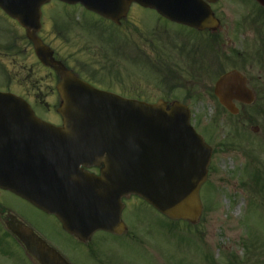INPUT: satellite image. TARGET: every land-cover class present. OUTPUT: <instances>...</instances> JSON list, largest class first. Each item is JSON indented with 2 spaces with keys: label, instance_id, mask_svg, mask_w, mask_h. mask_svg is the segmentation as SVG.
I'll use <instances>...</instances> for the list:
<instances>
[{
  "label": "water",
  "instance_id": "water-1",
  "mask_svg": "<svg viewBox=\"0 0 264 264\" xmlns=\"http://www.w3.org/2000/svg\"><path fill=\"white\" fill-rule=\"evenodd\" d=\"M50 1L0 0V7L26 28L42 64L59 72L58 112L64 118L63 126L44 122L24 98L0 92V188L55 213L69 232L82 238L99 229L122 231V199L131 194L166 216L197 221L202 211L199 192L213 149L192 127L189 107L174 102L168 109L164 100L149 104L126 99L66 70L37 36L42 5ZM59 1L82 4L116 23L138 2L201 30L218 24L204 0ZM245 81L240 72L231 71L216 83L215 94L232 113L238 112L234 99L247 104L255 100ZM58 158H67L71 165L64 167ZM101 164L99 176L82 169ZM13 233L40 262L51 264L50 249L35 233L20 224Z\"/></svg>",
  "mask_w": 264,
  "mask_h": 264
},
{
  "label": "rangeland",
  "instance_id": "rangeland-1",
  "mask_svg": "<svg viewBox=\"0 0 264 264\" xmlns=\"http://www.w3.org/2000/svg\"><path fill=\"white\" fill-rule=\"evenodd\" d=\"M42 12L40 33L55 49L56 57L69 59L72 69L78 61L92 69L96 81L78 71L83 80L97 89L129 99L153 103L161 98L168 101L176 98L188 104L194 119L199 118L198 122L203 119L199 128L215 149L208 184L200 190L205 207L198 225L189 230L182 221L175 224L136 195L124 200V222L130 228L149 223L154 242L165 256L172 253L177 264H210L207 252L214 254L215 264H264V190L259 191L257 187L264 183V178L260 179L254 169L258 167L264 175V91L260 90L254 105L246 107L239 116L226 115L216 130L210 129L214 107L207 97H201L204 102L199 106L197 99L191 103L186 99L183 86L177 83L170 92L173 78H177L178 83L191 78L189 73L181 71L191 63L190 55L184 57L180 50H195L199 41L204 40L196 31L169 22L157 11L138 3L131 6L130 16L119 28L80 4L51 0ZM217 17L222 21L223 36H244L256 59L264 60L263 25L251 24L240 29V11L236 6L219 12ZM225 22L230 27L229 33L223 28ZM124 30H133L135 34L137 62L133 65L129 34L122 33ZM115 44L120 45L121 53L117 52ZM167 66L176 73L172 74ZM56 85L52 71L37 60L25 29L0 8V91L7 89L23 95L40 118L56 124L61 118L56 111L59 106ZM253 125L260 127L259 133L252 131ZM250 175L252 178L248 181ZM256 178L259 183L253 184L252 179ZM243 182L252 184L243 187ZM2 193L25 220L31 221L33 214L41 215L32 213L31 206L11 193ZM11 244L14 257H0V264H31L22 248L14 242Z\"/></svg>",
  "mask_w": 264,
  "mask_h": 264
},
{
  "label": "flooded vegetation",
  "instance_id": "flooded-vegetation-1",
  "mask_svg": "<svg viewBox=\"0 0 264 264\" xmlns=\"http://www.w3.org/2000/svg\"><path fill=\"white\" fill-rule=\"evenodd\" d=\"M235 6L240 11L241 21L238 24L241 27L240 29L251 24H264V5L259 0H218L210 4L216 17L219 12ZM121 23H124V21ZM121 23L116 26L119 28L122 25ZM221 24L220 19V25L214 29L206 28L201 31L189 28L196 31L204 40L199 41L200 43L195 50L187 51L184 48L180 50L184 57L190 55L191 63L183 67L181 71L189 73L191 78L179 86H183V93L185 97H188L190 103L197 99L200 106L204 102L201 97L208 98V103L214 107L212 117H215L214 121H217L215 127L218 126L217 123L220 120H224L228 115L225 112L227 110L226 106L215 95L216 82L227 71L237 70L241 72L246 77L247 87L255 93L256 99L260 90L264 91V60L262 62L260 58L256 59L252 50H250V44L247 47L248 40H245L244 36L243 38L237 35L232 37L229 35L223 36L221 34ZM224 25L223 28L226 27L229 33L228 23L225 22ZM235 25V23L232 24L233 29H235ZM122 33L129 34L130 59L133 65L134 61L137 62L135 34L133 30H124ZM100 46L101 49H105L102 43ZM116 50L118 53L123 51L120 45L116 46ZM183 55H181L182 59ZM75 69V72L80 71L82 75L88 76V79L96 81L92 69L84 67L79 61L76 63ZM80 73L79 75H81ZM174 73L176 72L174 71ZM233 104L243 111L246 108V105L240 101H234ZM198 119H195V127L202 128L203 119L200 122H198ZM62 121L63 118H60V122H56V124H61ZM207 130L206 133L209 131ZM86 170L90 173L100 172V169L94 166ZM2 192L5 191L0 190V242H3L4 245H0V257H8L11 254L14 248L11 242H14L22 248L29 263L39 264L32 255L28 254L22 241L13 234L15 226L21 223L29 226L55 252L63 256L68 264H177L174 262L172 253L169 257L165 256V252L161 251L157 243L154 242L153 230L150 228L149 223H140L137 228H130L129 224L125 223L123 232L96 231L88 238L82 239L67 232L62 221H59L56 215L48 214L29 201H25L7 191L31 206L32 213H41L39 216L33 214L31 221L25 220L24 216L10 205V201L4 197ZM51 256L54 257L55 264H66V262L61 263L54 253Z\"/></svg>",
  "mask_w": 264,
  "mask_h": 264
},
{
  "label": "trees",
  "instance_id": "trees-1",
  "mask_svg": "<svg viewBox=\"0 0 264 264\" xmlns=\"http://www.w3.org/2000/svg\"><path fill=\"white\" fill-rule=\"evenodd\" d=\"M262 189H264V183H262Z\"/></svg>",
  "mask_w": 264,
  "mask_h": 264
}]
</instances>
